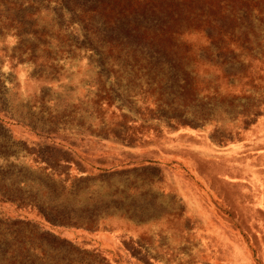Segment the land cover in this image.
Wrapping results in <instances>:
<instances>
[{"label":"rangeland","instance_id":"obj_1","mask_svg":"<svg viewBox=\"0 0 264 264\" xmlns=\"http://www.w3.org/2000/svg\"><path fill=\"white\" fill-rule=\"evenodd\" d=\"M0 264H264V0H0Z\"/></svg>","mask_w":264,"mask_h":264}]
</instances>
